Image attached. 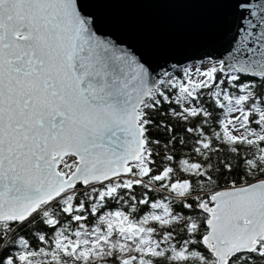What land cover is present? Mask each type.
<instances>
[{
    "label": "snow or ice",
    "instance_id": "6c2138e0",
    "mask_svg": "<svg viewBox=\"0 0 264 264\" xmlns=\"http://www.w3.org/2000/svg\"><path fill=\"white\" fill-rule=\"evenodd\" d=\"M0 264H264V0H0Z\"/></svg>",
    "mask_w": 264,
    "mask_h": 264
},
{
    "label": "water",
    "instance_id": "95a60500",
    "mask_svg": "<svg viewBox=\"0 0 264 264\" xmlns=\"http://www.w3.org/2000/svg\"><path fill=\"white\" fill-rule=\"evenodd\" d=\"M126 11L132 13L137 18L139 25L143 29L152 30L162 35L179 37L195 25L194 19L176 10L151 6H129ZM118 35L140 46L136 39L135 31H125L118 33ZM225 44L226 41L221 40L214 45V49L217 50V54L220 55L221 58L227 55V53L223 51ZM205 51H208V48L205 46L176 40L164 44L157 51L150 52V55L156 63L167 60L171 65L179 60L185 61V65H187L191 62H196L195 60H187V57H199ZM177 68H180V66L178 65Z\"/></svg>",
    "mask_w": 264,
    "mask_h": 264
},
{
    "label": "trees",
    "instance_id": "16d2710c",
    "mask_svg": "<svg viewBox=\"0 0 264 264\" xmlns=\"http://www.w3.org/2000/svg\"><path fill=\"white\" fill-rule=\"evenodd\" d=\"M180 68H177V70H179ZM166 107V106H165ZM157 118L158 119H160L161 117H159V116H157ZM165 119H166V117H165ZM153 135L154 136H160L161 135V132H158V131H153ZM136 194H137V196H139V194L143 191V189H140V188H137L136 190ZM157 199H159V197H157ZM141 207H143V206H141ZM109 210H112V211H115V210H117L116 209V207L115 206H113L111 209H109ZM93 225H89V227H92Z\"/></svg>",
    "mask_w": 264,
    "mask_h": 264
},
{
    "label": "rangeland",
    "instance_id": "374dc122",
    "mask_svg": "<svg viewBox=\"0 0 264 264\" xmlns=\"http://www.w3.org/2000/svg\"><path fill=\"white\" fill-rule=\"evenodd\" d=\"M196 62H191V63H189V64H187V65H185V66H189V65H193V64H195Z\"/></svg>",
    "mask_w": 264,
    "mask_h": 264
}]
</instances>
